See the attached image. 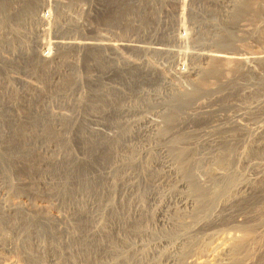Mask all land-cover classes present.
Masks as SVG:
<instances>
[{
    "label": "rangeland",
    "instance_id": "374dc122",
    "mask_svg": "<svg viewBox=\"0 0 264 264\" xmlns=\"http://www.w3.org/2000/svg\"><path fill=\"white\" fill-rule=\"evenodd\" d=\"M183 1L26 0L29 9L24 21L14 17L23 2L16 1L10 8L6 4L11 16L0 18V207L11 213H0V264H223L239 239H246L245 248L249 247L240 263L264 264V174L255 179L262 169L253 165L264 156V140H255L245 129L264 118V0H238L235 6L230 5L232 0H207L210 5L203 9L191 8L193 0ZM126 2L135 7L124 6ZM227 34L230 46L221 44L220 37ZM87 43L96 46L93 61ZM221 52L244 61L221 63L205 57ZM45 53L49 61L42 62ZM194 66L218 70L206 77H177L178 71L188 72ZM88 74L94 76V83ZM100 77L122 94L112 89L109 97H103L107 93L105 89L102 94L103 87L96 81ZM191 80L203 85L185 100L168 104L170 90L184 93L192 88ZM139 92L145 95L140 97ZM37 99L49 101L53 112L62 114L60 131L47 137L49 146L60 151L59 158L41 171L42 178L55 182L52 195L34 185L35 172L11 161L13 154L36 161L28 152L34 148L32 139L22 138L20 132L31 134L48 122V111L32 114L25 105ZM10 100L17 103L22 118L15 133L7 108ZM65 100H70L69 106ZM89 101L95 103L94 113ZM236 109L237 120L232 116ZM90 113L100 117L98 129L110 134L109 140L100 142L98 135L89 142L79 138ZM150 116L161 125L142 128L141 120ZM141 134L146 136L144 143L158 148L156 158L166 157L174 164L185 186L179 191L194 203L176 212L175 216H184L176 227L154 224L143 210L146 216L128 224L137 230L147 225L154 233L136 242L127 239L132 253L124 260L110 252L93 260L90 254L101 242H108L112 251L119 249L116 237L105 232L111 215L108 210L101 213V205L110 201L104 175L116 149L139 145ZM229 151H235L231 167L223 160L230 158ZM146 159L148 164L153 161V157ZM211 168L216 175L208 172ZM194 174L202 177L203 188L194 185ZM232 174L248 190L216 204L215 192ZM21 180L34 184L24 186ZM148 190L140 184L142 196ZM160 191L165 197L174 194ZM87 200L100 204L91 209ZM143 206L149 208L147 203ZM89 211L102 215L98 230L91 227ZM54 217L58 227L48 220ZM31 238L50 247V252L37 253Z\"/></svg>",
    "mask_w": 264,
    "mask_h": 264
},
{
    "label": "bare ground",
    "instance_id": "6f19581e",
    "mask_svg": "<svg viewBox=\"0 0 264 264\" xmlns=\"http://www.w3.org/2000/svg\"><path fill=\"white\" fill-rule=\"evenodd\" d=\"M16 1H17V3H18V1L23 2V5H24V2L26 3V0H24V1L23 0H16ZM16 1L15 0H0V15H2L0 17L1 19L5 18L6 16L7 17L11 16V13H10V11H8V8L6 9L5 7H6V4L9 3V8H10L11 6H13L16 3ZM230 3H231L230 5L235 6L239 2H238V0H232ZM43 4L45 5L46 3H43ZM59 4H61V3H59ZM128 5L135 7V5H132L130 3L128 4L127 2H126V5L124 4V6H126V7ZM181 5H183V4H181ZM209 5H210V3L207 2V0H202L200 3H197L196 0H193L189 4V6L191 8L192 7H199V8L202 7V9L207 7V6L209 7ZM120 6L122 7L121 3H120ZM25 7H27V5H24L22 7H17V9H16V5H15L13 10L16 9L17 11L15 13L14 12L13 13H14V17L16 19H20V20L24 21V18L27 17V15H25V12H27L29 9V8H25ZM121 9H119V10L122 11ZM126 12L127 11L125 10V13ZM126 14H125V16H126ZM117 15H118V13H117ZM117 15H116V17H117ZM40 19L42 21L43 18L41 17ZM117 19H119V18H117ZM127 21H129V23H130V20H127ZM124 28H128V26L125 25ZM129 28H130V26H129ZM229 37L230 36L228 34L225 35L224 37H220L222 39V42H223L221 44L230 46L232 40ZM214 41H215V39H214ZM56 43H58V42H56ZM59 44H63V43H59ZM79 46L76 47L77 51H78ZM87 46L90 50V59H91V61H93V60H95V49H96L95 47L96 46L93 44H90V43H87ZM126 46H128V45H125V47ZM112 47L114 48V46H112ZM69 48H70V46L67 47V49H69ZM114 50H116V49H114ZM75 52H76V49H75ZM222 52L219 55H209V56H205V57L207 59L214 60V61L221 62V63H226V62L227 63L228 62L240 63L241 61H244L242 57H239V56L235 57V56H231L232 53H222ZM41 57H42V59H41L42 62L49 61V59H48L49 54L48 53L42 54ZM125 64H129V63H125ZM70 66L75 68L74 64H70ZM194 67L195 68H191V70L188 72H184L182 70L178 71L177 77H179V75H180V78H181V76H184V77L188 76L189 77V75H192V74L203 75L204 77H206L208 75L213 74L215 70H218L217 67H211V68H209V70L200 69L199 66H197L198 68H196V66H194ZM152 70H155V69H152ZM122 74L123 73H121V76H122ZM174 76H175V73H174ZM93 77L94 76L92 74L91 75L88 74L87 78L92 83H94L93 81H95V80ZM125 79L126 78H124V80ZM96 81L98 82V84H100V86H99L100 88H101V86L103 87L102 88V90H103L102 94H104V90L106 89L107 94H105L103 97H107V96L109 97L110 94H108V91H110V90L112 91V89H114L115 91L122 94L121 89L117 90L112 85L105 83L102 77L97 78ZM113 81H115V80H113ZM115 83L118 84L117 82H115ZM126 83H127V80H126ZM200 84L203 85L202 82H199L197 80L192 81L191 82L192 88L190 90H187L184 93H178V92H175L174 90H170V96H169L170 101L168 102V104L177 103L178 101L185 100L184 98H187L191 94H193V92L197 89L198 86H200ZM99 91H101V90L99 89ZM138 94H140V97L142 95H145V94H143V92H139ZM238 94H239V91H238ZM146 96H148V94H146ZM92 97H95V96H92ZM176 98H179V99H176ZM92 99H94V98H92ZM61 101H63V100H61ZM92 101H95V100H92ZM63 103H65L64 104L65 106H69L70 100H65ZM90 103H91V108H89V109H90V111L93 112L94 111L93 107H94L95 103L94 102H90ZM16 104L17 103L14 102V100H10L9 105H7V108L10 110V122H12V124L14 125V129L12 131L13 133H15V130L18 129V125L22 124V118L20 116L21 114L20 115L18 114V107ZM25 105H26L29 112H33L32 114H38L41 110L48 111L49 119H48L47 123L41 124V126L39 128H36V129H33V131H30L31 134H28L27 131L26 132L25 131L20 132L22 138H24L26 140L32 139L31 141H33V143H34V148L29 149L28 152L30 155H32L36 159V161L33 160L32 157L31 158H22L18 154H13L11 156V161L15 165V167L20 168L21 166H23L27 172H28V170H30V173L35 172V174H36L35 176L37 177V179H36V177L34 178V179H36V180H34L35 184L34 183L30 184L31 182L28 180L27 181L21 180L19 182L21 185L30 186V185L34 184L38 187L37 189L42 190V192H44L45 194L52 195V192L54 191V190H52V188H53V184L55 182H54V180L52 181V179L42 178L43 176H41V174H42L41 171L45 170L48 166H51L52 164H54L59 158L60 151L57 148H55V146H52V147L49 146V140L47 139V137L51 133L57 134L60 131L61 120L59 117L62 114L54 113L53 109L51 108L52 104L49 101L45 102L44 99H37V100H33L32 102L29 100L27 104L25 102ZM204 108H208V107L204 106ZM236 111H238V109H236L234 112H232V114H233L232 116H234V118H236V120H237L240 115H238L236 113ZM93 113L89 114V119H87L85 117L86 118L84 120L86 123L85 129H86V127H87V129L85 132H83L79 135V138L81 140H85L86 142H89L90 139L91 140L93 139L94 135H98V137H100V139H99L100 142L104 141V140H106V141L109 140L110 134L104 135V134H102L103 131L98 129V127H101L100 117H96V116L92 115ZM188 115H190V113H188ZM226 119H231V121L234 123L233 118H226ZM141 122H142L141 127L143 126L142 128L145 127L146 129H153V128L161 125L159 121H157L153 118V116L152 117L151 116L145 117L141 120ZM216 122H217V120H216ZM212 124H213V121H212ZM260 124L264 125V118H262L260 121L252 123V128H249V129L247 126L242 125L241 122L238 123V125L241 127L245 126V129L247 130V134H248V130H249L252 134V137L255 140H259L260 142H263V140H264V127H262V126L260 127ZM148 133H149V131H148ZM17 136L19 137V135H17ZM143 137L141 134V136L138 140L140 143L137 146L123 145L120 148L118 147L116 149L115 159L112 162V164L109 166L108 171L104 175V179H105L104 187L110 194V201L108 203H105L104 205H101V208H102L101 213H104L108 210V213L111 215V217H110L111 220L109 222V225H107L105 232H107L110 236L114 235L116 237L115 240L118 243L119 249L112 251V247H110V244L108 242H106V243L101 242L100 246H98V248L96 250V253L92 252L90 254V255H92L91 259H93V260L102 254H109V252L113 253L116 258L117 257L123 258V260H124V258L128 255V253L131 252V248H132V246L127 245V243H126L127 239H132L133 241L136 242V240L138 238L140 239V236H143L147 233L150 235L152 233H154V232H151V229L149 230V226H147V225L144 227L143 230H137L135 225L131 226L132 224L135 223L136 219L141 218L142 216H146L147 211L150 214V216L153 220L152 222L154 224H160L161 226H164L165 224L172 223L171 225L174 224L173 227H176L178 225H181V222H179V220L181 221V219L183 220V218H184V216H183V218L181 216H175L176 212L181 211V210L183 211L187 207L189 208L192 203H194L191 201V199L188 195L184 194L182 191H179V189H180L179 187H181L183 189V188H185V186L179 180V179H181V177L178 174L177 170L175 169L174 164L172 162H170L166 157L156 158L155 155H156V150H158V148L152 147L149 144L144 143L146 136L144 138ZM38 139H42V143L39 142L40 143L39 145H37ZM8 155H9V153H8ZM52 155H53V157H52ZM147 157H153V161L150 164H148L144 161ZM229 157L230 158L223 159V160H225V164L227 167H231L230 161L233 159L235 160V151H233V152L229 151ZM216 159H219V158H216ZM134 164H137V167L135 169L129 168L130 165H134ZM253 165L257 166L258 168L260 167L262 169V172L258 173L256 175L255 179H257L258 177H260V174L261 175L264 174V156L261 158V160L258 163L253 164ZM24 168H22V169H24ZM31 170H34V171L31 172ZM208 172H210L212 175L217 174L214 168L209 169ZM29 176H31V174ZM32 177H33V175H32ZM31 178H30V180H31ZM191 178H193V182H194V185L196 187L203 188L204 184H203L202 177L200 175L194 174L193 177L191 175ZM262 179H263V177H262ZM237 180L238 179H236V177L233 174L230 175L229 177H226V179L224 181L223 188H221V189L219 188L218 191L215 192V194H214V197H215L214 201L216 204H220L221 202H224L226 200H230L231 198H234L233 195H235L236 193H240V192H242L248 188L247 185H245L243 183H239V181L237 182ZM52 182H53V184H52ZM141 183L145 184L149 189L147 194L144 196H142L140 194V191H139ZM161 189L162 190L166 189L167 191L173 190L174 194L172 196L165 197L166 195H163V193L160 191ZM134 202L135 203L137 202L138 206H134L133 205ZM87 203L89 204L91 209H93V208L97 209V207L100 204L99 201H93V200H87ZM117 203L120 206L121 211L118 210V208L116 206ZM146 203L148 204L149 208L148 207L145 208L143 206V204H146ZM225 203H228V202H225ZM143 210L144 211L147 210V211H145L146 213L143 214ZM9 212L11 213V209L9 210V208H7V207H0V213L3 216H8ZM101 213H96L95 211L94 212L89 211V213H88V218L92 224L91 227L94 230H98L99 228H101V217H102ZM113 214H114V216L112 217ZM185 219H187V218H185ZM48 220H50L53 225L58 227L57 226L58 222H57L56 217L51 218V219L49 218ZM128 222H130L131 225H129ZM184 222L182 221V224ZM55 226H54V228H55ZM189 229H187V230H189ZM194 229H196V228H194ZM182 232H184V231H182ZM186 233H188V232L185 231V233H181V234L185 235ZM51 235L52 234H50V236ZM178 236L181 237L180 235H178ZM30 240H31V245L32 246L34 245L33 248H35L37 253L43 252L44 254H46L45 253L46 251L50 252V250H51V249H49L50 247L47 249L46 247L42 246L43 244L41 245V243H39L38 241L36 242L33 238H31ZM246 243H247L246 239H242V240L239 239V241L237 243L233 244L230 247L229 257H228L227 261L223 264H238L240 262H243L242 259H244L247 256V254H249V250H248L249 247L245 248ZM51 260L53 261L54 258H51ZM185 263L186 262L184 261V264ZM186 264H189V263L187 262ZM191 264H193V263H191Z\"/></svg>",
    "mask_w": 264,
    "mask_h": 264
}]
</instances>
